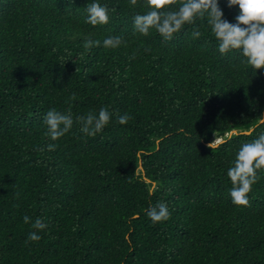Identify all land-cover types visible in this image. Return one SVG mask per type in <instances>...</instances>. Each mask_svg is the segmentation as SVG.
I'll use <instances>...</instances> for the list:
<instances>
[{
    "label": "trees",
    "instance_id": "16d2710c",
    "mask_svg": "<svg viewBox=\"0 0 264 264\" xmlns=\"http://www.w3.org/2000/svg\"><path fill=\"white\" fill-rule=\"evenodd\" d=\"M92 2L108 24L85 23ZM219 3L235 24L239 7ZM146 11L145 0H0V264H264V171L246 206L227 176L264 134V69L222 55L206 16L169 41L136 33ZM109 36L126 43L106 49ZM87 39L101 46L86 50ZM102 107L112 117L95 137L75 123L47 135L48 110ZM158 203L170 218L153 223ZM24 216L47 224L38 242Z\"/></svg>",
    "mask_w": 264,
    "mask_h": 264
},
{
    "label": "clouds",
    "instance_id": "9594fccd",
    "mask_svg": "<svg viewBox=\"0 0 264 264\" xmlns=\"http://www.w3.org/2000/svg\"><path fill=\"white\" fill-rule=\"evenodd\" d=\"M130 3L135 6L137 0H130ZM145 3L148 11L133 17L136 33L148 36L150 30L155 29L165 41H169L185 25H195L197 18L204 19L206 16L207 25L210 27L218 44V51L222 55L238 51L244 57V62L247 65L256 71L264 69V0H228L229 8L238 6L240 10L239 15L235 18V24L224 18L219 0H179L176 10L168 9L176 5L178 0H145ZM86 11L85 23L92 26L109 23L107 6L92 2L88 4ZM111 11L115 12L116 9L113 8ZM201 35L200 28L194 26L191 31L192 38L198 39ZM125 43L121 36H109L102 41L103 47L106 49H115ZM100 46V40L87 39L84 43L86 50ZM147 51H151V49L149 48ZM76 99L75 93L69 98L73 101ZM111 117L112 114L107 107H102L97 112L89 111L84 115H77L75 118L71 108L67 112H60L53 108L47 111L43 123L47 127V135L50 139L57 141L72 130L74 123L79 125L81 133L95 137L109 124ZM129 119L131 117L127 113L118 116V122L122 125L127 124ZM209 147L213 149L214 143ZM39 150L43 151L44 149ZM47 150L54 151L55 145L49 144ZM260 171H264V134L241 145L233 166L227 172L232 185L229 195L234 205L246 206L249 204L248 194L259 179L258 172ZM146 214L153 223L163 222L170 218V212L165 203H158L150 207ZM23 221L25 224H31L35 230L29 234L28 240L38 242L41 239L38 233L47 228V224L41 218L32 222L28 216H24Z\"/></svg>",
    "mask_w": 264,
    "mask_h": 264
},
{
    "label": "water",
    "instance_id": "95a60500",
    "mask_svg": "<svg viewBox=\"0 0 264 264\" xmlns=\"http://www.w3.org/2000/svg\"><path fill=\"white\" fill-rule=\"evenodd\" d=\"M263 113H264V110H263ZM233 132H236L235 130H233ZM247 133L249 132V131H246ZM224 133H218V134H216V136L217 137H221L222 135H223ZM212 136V132L211 131H208L207 132V134H206V139L208 140L210 137ZM208 144L210 145V144H212L211 142L209 143L208 142ZM218 144V142H214V146H216ZM140 168H141V166H140Z\"/></svg>",
    "mask_w": 264,
    "mask_h": 264
},
{
    "label": "rangeland",
    "instance_id": "374dc122",
    "mask_svg": "<svg viewBox=\"0 0 264 264\" xmlns=\"http://www.w3.org/2000/svg\"><path fill=\"white\" fill-rule=\"evenodd\" d=\"M222 140V138L221 137H217V136H215L214 138H213V142H220ZM213 142H211V143H213Z\"/></svg>",
    "mask_w": 264,
    "mask_h": 264
}]
</instances>
